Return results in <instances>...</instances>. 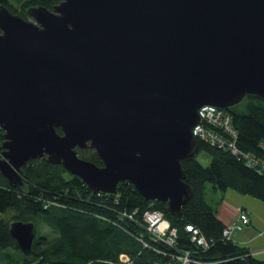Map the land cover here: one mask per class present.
Listing matches in <instances>:
<instances>
[{
	"label": "water",
	"instance_id": "obj_1",
	"mask_svg": "<svg viewBox=\"0 0 264 264\" xmlns=\"http://www.w3.org/2000/svg\"><path fill=\"white\" fill-rule=\"evenodd\" d=\"M27 14L0 5V174L19 187L44 160L94 194L129 182L178 219L198 109L264 100V0H61ZM9 232L29 253L33 224Z\"/></svg>",
	"mask_w": 264,
	"mask_h": 264
},
{
	"label": "trees",
	"instance_id": "obj_2",
	"mask_svg": "<svg viewBox=\"0 0 264 264\" xmlns=\"http://www.w3.org/2000/svg\"><path fill=\"white\" fill-rule=\"evenodd\" d=\"M60 1L21 0L15 8L9 0H0V5L29 19V8L52 10ZM245 97L243 112L229 111L239 133V147L252 153L258 151L257 143L264 141V100L253 95ZM57 133L61 134L59 129ZM3 142L0 130V157ZM196 142L198 151L208 150L212 159L208 167H202L195 156L181 161L184 182L193 196L181 208L178 219L170 214L166 204L144 200L129 182L118 183L115 194H94L62 166L44 160H32L22 167L23 185L19 187L11 186L0 174V214H4L0 218V264H122L121 255L129 258V264H180L176 258L186 251L190 264H264L246 247L222 236L225 226L217 219L218 204L212 206L205 198L209 184L213 191L233 189L264 204V175L256 174L226 152ZM77 155L102 166L90 149L77 150ZM135 210L133 219L123 216ZM146 210L162 212L176 230L173 246L155 242L147 234L141 218ZM7 212L12 215L10 221L5 218ZM37 219L40 224L36 229ZM15 221L34 226L35 237L27 254L10 236V225ZM187 225L199 229L207 239L206 249L190 241ZM43 227L50 230L49 235L41 234Z\"/></svg>",
	"mask_w": 264,
	"mask_h": 264
},
{
	"label": "built area",
	"instance_id": "obj_3",
	"mask_svg": "<svg viewBox=\"0 0 264 264\" xmlns=\"http://www.w3.org/2000/svg\"><path fill=\"white\" fill-rule=\"evenodd\" d=\"M199 123L192 128V135L196 141L209 145L223 152L230 154L236 160L244 163V166L253 170L256 174L264 175V141L257 143V152H244L238 145L239 133L234 127L233 116L229 109L218 108L212 105H203L198 109ZM137 213L123 214L128 219H133ZM142 221L146 232L155 242L173 246L176 239V230L171 228L162 212L157 210H146L142 213ZM248 224V217L244 210L238 212L237 220L229 225H225L222 236L229 240L234 233L241 232ZM190 234V241L201 249H206L209 245L207 239L201 234L199 229L192 225L185 227ZM142 242V241H141ZM145 247V243L143 244ZM180 264H190L189 252L176 258ZM120 263L129 264L130 260L126 255H121Z\"/></svg>",
	"mask_w": 264,
	"mask_h": 264
},
{
	"label": "rangeland",
	"instance_id": "obj_4",
	"mask_svg": "<svg viewBox=\"0 0 264 264\" xmlns=\"http://www.w3.org/2000/svg\"><path fill=\"white\" fill-rule=\"evenodd\" d=\"M9 1H10L12 6H14L15 8H18V4L20 3L21 0H9ZM246 101H247L246 97H244L239 104L232 106L229 109H231L234 112H243L244 111V105H245ZM195 158H196L197 162L202 167H208L210 165L211 159H212L209 151L206 149H203V148H201L199 151H197ZM227 194L228 195L232 194V196H234V198L236 199L235 203L247 211V213L249 214V218L251 220H253V222H255V223L264 222V204L260 200L253 198L251 196H248V195H244L241 192L235 191L233 189H228L225 192L213 191L211 185H209V184L206 185L205 198H206L207 203H209L212 206L213 205L217 206V204L222 199V197H225V199L228 200V197L225 196ZM3 215L4 214H0V218L3 217ZM5 218L10 221L12 218L11 213L6 214ZM34 223H35L36 229H37L40 222L37 219V220H34ZM40 231H41V234H44V235L50 234V230L46 227L41 228ZM240 233H242V232H240ZM235 234H237V233H235ZM232 236H231V239L233 240ZM256 259L262 260L264 258L260 257V258H256ZM262 261H264V260H262Z\"/></svg>",
	"mask_w": 264,
	"mask_h": 264
},
{
	"label": "crops",
	"instance_id": "obj_5",
	"mask_svg": "<svg viewBox=\"0 0 264 264\" xmlns=\"http://www.w3.org/2000/svg\"><path fill=\"white\" fill-rule=\"evenodd\" d=\"M225 196L228 197V200L225 199V197H222L217 206V219L224 226L229 225L237 220L238 212L243 209L235 203L236 199L234 196H232V194H227ZM241 232L242 233L239 232L240 234L234 233L235 236L233 234V236L231 235L233 241L236 243L239 242V245L246 247L250 255L253 257L264 258V222L255 223L249 218L248 225Z\"/></svg>",
	"mask_w": 264,
	"mask_h": 264
},
{
	"label": "flooded vegetation",
	"instance_id": "obj_6",
	"mask_svg": "<svg viewBox=\"0 0 264 264\" xmlns=\"http://www.w3.org/2000/svg\"><path fill=\"white\" fill-rule=\"evenodd\" d=\"M85 149H89V148H85ZM85 149H82V150H85ZM77 151V150H76Z\"/></svg>",
	"mask_w": 264,
	"mask_h": 264
}]
</instances>
